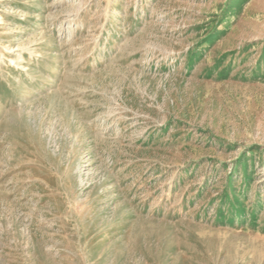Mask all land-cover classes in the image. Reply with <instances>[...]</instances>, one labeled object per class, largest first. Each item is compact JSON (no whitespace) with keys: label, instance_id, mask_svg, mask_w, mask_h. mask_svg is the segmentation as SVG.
Returning <instances> with one entry per match:
<instances>
[{"label":"rangeland","instance_id":"obj_1","mask_svg":"<svg viewBox=\"0 0 264 264\" xmlns=\"http://www.w3.org/2000/svg\"><path fill=\"white\" fill-rule=\"evenodd\" d=\"M0 264H264V0H0Z\"/></svg>","mask_w":264,"mask_h":264}]
</instances>
